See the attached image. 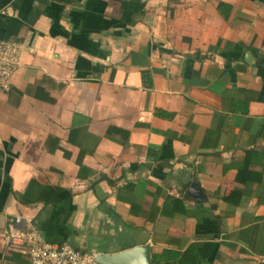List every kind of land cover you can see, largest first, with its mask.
<instances>
[{
	"label": "crops",
	"instance_id": "1",
	"mask_svg": "<svg viewBox=\"0 0 264 264\" xmlns=\"http://www.w3.org/2000/svg\"><path fill=\"white\" fill-rule=\"evenodd\" d=\"M0 40V264H29L17 218L88 254L264 264V0H0Z\"/></svg>",
	"mask_w": 264,
	"mask_h": 264
},
{
	"label": "built area",
	"instance_id": "2",
	"mask_svg": "<svg viewBox=\"0 0 264 264\" xmlns=\"http://www.w3.org/2000/svg\"><path fill=\"white\" fill-rule=\"evenodd\" d=\"M4 14V13H3ZM20 54L17 47L8 41L0 40V94L10 91V80L19 67ZM17 218L6 234L8 244L23 247L29 264H96V255L84 253L68 245L54 246L44 242L42 237L30 223Z\"/></svg>",
	"mask_w": 264,
	"mask_h": 264
},
{
	"label": "water",
	"instance_id": "3",
	"mask_svg": "<svg viewBox=\"0 0 264 264\" xmlns=\"http://www.w3.org/2000/svg\"><path fill=\"white\" fill-rule=\"evenodd\" d=\"M186 194L198 199L200 191L197 185H191ZM94 262L96 264H151V245L146 244L116 254H97Z\"/></svg>",
	"mask_w": 264,
	"mask_h": 264
},
{
	"label": "trees",
	"instance_id": "4",
	"mask_svg": "<svg viewBox=\"0 0 264 264\" xmlns=\"http://www.w3.org/2000/svg\"><path fill=\"white\" fill-rule=\"evenodd\" d=\"M245 167L246 165L241 168V171L238 173L239 181L242 179L241 177L245 172ZM152 262L154 264H202L194 248H189L186 252L181 254L165 251L161 255H154L152 257Z\"/></svg>",
	"mask_w": 264,
	"mask_h": 264
}]
</instances>
